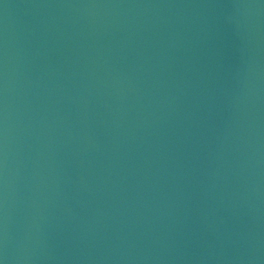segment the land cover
<instances>
[{
    "label": "water",
    "instance_id": "water-1",
    "mask_svg": "<svg viewBox=\"0 0 264 264\" xmlns=\"http://www.w3.org/2000/svg\"><path fill=\"white\" fill-rule=\"evenodd\" d=\"M0 203L43 264H264V0H0Z\"/></svg>",
    "mask_w": 264,
    "mask_h": 264
}]
</instances>
